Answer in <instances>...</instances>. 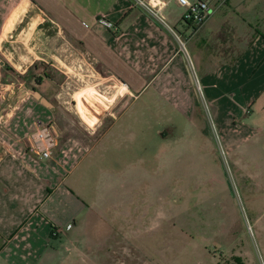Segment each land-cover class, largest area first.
I'll use <instances>...</instances> for the list:
<instances>
[{
	"label": "crops",
	"instance_id": "obj_1",
	"mask_svg": "<svg viewBox=\"0 0 264 264\" xmlns=\"http://www.w3.org/2000/svg\"><path fill=\"white\" fill-rule=\"evenodd\" d=\"M159 1L172 30L134 0H0V264H81L84 259L87 241L78 233L88 231L98 203L88 202L80 192L83 182L73 174L104 121L91 129L67 115L70 125L59 129L51 159L27 146L35 124L57 125L55 106L35 96L39 92L50 102L35 88L31 73L57 54L66 56L58 53V41L65 47L77 43L82 57L110 74L97 89L104 83L117 89L113 82L118 81L133 98V87L158 82L165 94L192 109L196 80L191 63L214 103L240 89L248 106L261 103L264 111V0H205L209 13L202 24L186 22L187 8L177 0ZM102 18L116 29L100 24ZM221 85L226 90L213 91ZM89 90L83 93L90 100L83 116L93 121ZM100 93L106 104L115 102L111 92Z\"/></svg>",
	"mask_w": 264,
	"mask_h": 264
},
{
	"label": "rangeland",
	"instance_id": "obj_2",
	"mask_svg": "<svg viewBox=\"0 0 264 264\" xmlns=\"http://www.w3.org/2000/svg\"><path fill=\"white\" fill-rule=\"evenodd\" d=\"M66 47L58 41L66 56L57 54L31 74L55 106L58 129L69 127L67 115L91 129L104 121L73 174L88 202L98 203L88 231L78 233L87 241L79 262L264 264L261 103L248 106L240 89L214 103L202 83L190 110L158 82L133 87V98L118 81L117 89L104 83L98 90L110 74L82 57L77 43ZM190 72L200 78L193 65ZM90 88L115 96L103 109L93 102L96 121L83 116Z\"/></svg>",
	"mask_w": 264,
	"mask_h": 264
},
{
	"label": "built area",
	"instance_id": "obj_3",
	"mask_svg": "<svg viewBox=\"0 0 264 264\" xmlns=\"http://www.w3.org/2000/svg\"><path fill=\"white\" fill-rule=\"evenodd\" d=\"M180 5L187 8V13L184 20L193 24H202L209 13V5L205 0L199 1L196 4H190L188 1L184 3L183 0H177ZM134 2L140 7L144 8L160 25L172 30L167 20L162 15V9L164 4L159 0H134ZM100 24L108 28L109 30H115L116 27L111 21L102 18L99 20ZM180 45L182 51L186 53V43L180 39ZM190 66L192 64L190 63ZM1 62H0V78H1ZM196 85L199 90V81L196 80ZM59 142V129L54 124H42L37 123L32 128L30 134L27 137L28 149L42 157L43 159H51L54 150L58 147Z\"/></svg>",
	"mask_w": 264,
	"mask_h": 264
},
{
	"label": "bare ground",
	"instance_id": "obj_4",
	"mask_svg": "<svg viewBox=\"0 0 264 264\" xmlns=\"http://www.w3.org/2000/svg\"><path fill=\"white\" fill-rule=\"evenodd\" d=\"M86 95V94H85ZM87 95H89V96H91L92 98H94V101L99 105V106H104L106 103H105V101L106 100H104L105 98H104V96L100 93V92H98V91H95V90H90V91H88V93H87ZM91 99V98H90ZM88 102V100H87V97L86 96H84V97H82V103H83V106H85L86 105V103ZM88 103H90V102H88ZM88 106V105H87ZM85 108V107H84ZM86 109V108H85ZM88 111V110H87ZM92 117H93V114H92ZM94 121H96L95 119H94Z\"/></svg>",
	"mask_w": 264,
	"mask_h": 264
},
{
	"label": "water",
	"instance_id": "obj_5",
	"mask_svg": "<svg viewBox=\"0 0 264 264\" xmlns=\"http://www.w3.org/2000/svg\"><path fill=\"white\" fill-rule=\"evenodd\" d=\"M35 96L42 101V103L48 107H53V105L43 97L39 92L34 91Z\"/></svg>",
	"mask_w": 264,
	"mask_h": 264
},
{
	"label": "clouds",
	"instance_id": "obj_6",
	"mask_svg": "<svg viewBox=\"0 0 264 264\" xmlns=\"http://www.w3.org/2000/svg\"><path fill=\"white\" fill-rule=\"evenodd\" d=\"M184 3H187V0H183Z\"/></svg>",
	"mask_w": 264,
	"mask_h": 264
},
{
	"label": "trees",
	"instance_id": "obj_7",
	"mask_svg": "<svg viewBox=\"0 0 264 264\" xmlns=\"http://www.w3.org/2000/svg\"><path fill=\"white\" fill-rule=\"evenodd\" d=\"M39 81H41V79L38 80V83H39ZM237 261H238V259H237Z\"/></svg>",
	"mask_w": 264,
	"mask_h": 264
}]
</instances>
